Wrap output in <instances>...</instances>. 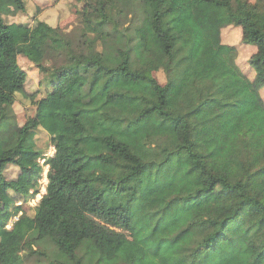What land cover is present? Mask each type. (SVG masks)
Here are the masks:
<instances>
[{"label": "trees", "instance_id": "obj_1", "mask_svg": "<svg viewBox=\"0 0 264 264\" xmlns=\"http://www.w3.org/2000/svg\"><path fill=\"white\" fill-rule=\"evenodd\" d=\"M162 3L84 0L72 39L48 34L75 64L38 98L19 63L32 29L3 17L25 2L0 0V264H264V0ZM226 26L256 48L253 78ZM18 92L37 106L22 124ZM39 127L55 153L30 215L11 191L38 192Z\"/></svg>", "mask_w": 264, "mask_h": 264}, {"label": "rangeland", "instance_id": "obj_2", "mask_svg": "<svg viewBox=\"0 0 264 264\" xmlns=\"http://www.w3.org/2000/svg\"><path fill=\"white\" fill-rule=\"evenodd\" d=\"M25 10L12 7L3 15L7 23H22L29 25L32 29V38L28 43L20 45L19 63L27 72L26 90L30 93L38 92V98L44 96L50 88H52V80L54 75L51 71L60 66H73L75 62L64 54L57 53L49 47L48 34L55 27H60L64 33V38L70 40L79 30L81 23L78 10L84 4V0H24ZM197 0H163L162 7L164 9L174 7L183 15H190ZM224 41L230 44H235L238 47V63L244 72L251 78L255 72L250 64V57L254 53V45L244 44L241 40L240 29L237 27H224ZM155 76L162 84L166 82L164 71L155 72ZM85 81L81 74H75L68 84L69 90H74ZM261 94L264 98V87L261 89ZM37 106L35 102L26 97L22 92L17 93V99L14 104L7 105L6 115L15 114L17 121L22 124L27 116L36 113ZM37 149L41 152V157L38 159L43 167L41 176L36 181V186L31 188V191L38 189L39 193L36 197L26 202L23 197L11 191L12 196L18 204L24 206V210L28 214L34 215L37 212L39 200L45 194L48 178L46 171L49 170V165L46 160L50 155L55 153V148L51 143L50 134L39 127L36 135ZM21 168L15 164H10L5 171L6 178L14 180L18 178ZM45 187V188H43ZM38 197V199H37ZM18 216L13 217L8 227H12L13 222Z\"/></svg>", "mask_w": 264, "mask_h": 264}, {"label": "clouds", "instance_id": "obj_3", "mask_svg": "<svg viewBox=\"0 0 264 264\" xmlns=\"http://www.w3.org/2000/svg\"><path fill=\"white\" fill-rule=\"evenodd\" d=\"M46 162H47V160H46ZM47 164H49V163H47ZM49 167H50V164H49ZM49 170H50V168H49ZM49 170H48V172H49ZM48 181H49V178H48ZM48 184V183H47ZM45 191H47V186H46V190ZM38 193H39V190H38V192H37V194L35 195V197L38 195ZM46 193V192H45ZM43 195H44V193H43ZM41 200V199H40ZM39 200V201H40ZM8 226V225H7Z\"/></svg>", "mask_w": 264, "mask_h": 264}, {"label": "built area", "instance_id": "obj_4", "mask_svg": "<svg viewBox=\"0 0 264 264\" xmlns=\"http://www.w3.org/2000/svg\"><path fill=\"white\" fill-rule=\"evenodd\" d=\"M49 165V164H48ZM44 176L46 175V178H48V171H46V173H44L43 174ZM48 183V182H47ZM46 186H47V184H46ZM43 188H45V187H43ZM45 190H46V188H45ZM44 193V192H43ZM37 199H38V197H37Z\"/></svg>", "mask_w": 264, "mask_h": 264}, {"label": "crops", "instance_id": "obj_5", "mask_svg": "<svg viewBox=\"0 0 264 264\" xmlns=\"http://www.w3.org/2000/svg\"><path fill=\"white\" fill-rule=\"evenodd\" d=\"M229 27H231V26H229Z\"/></svg>", "mask_w": 264, "mask_h": 264}]
</instances>
